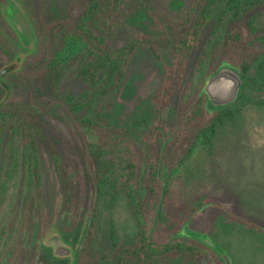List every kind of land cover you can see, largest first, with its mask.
<instances>
[{
    "label": "trees",
    "instance_id": "16d2710c",
    "mask_svg": "<svg viewBox=\"0 0 264 264\" xmlns=\"http://www.w3.org/2000/svg\"><path fill=\"white\" fill-rule=\"evenodd\" d=\"M22 1L33 17L32 7L37 4L35 1L40 0ZM82 1L84 8L77 19L59 26L57 31L52 27L47 30L41 28V22H46L37 20V36L43 47L48 43L53 47L56 41L48 56L44 55L40 60L38 68L41 83L55 95L59 92L62 76L75 66L71 76L80 83L82 89L78 93H63L61 100L67 106V114L77 126L93 161L94 204L105 196L114 203L118 195L123 194L136 226L133 242L121 246L115 228L110 224L108 236L114 249V262L156 264L177 258L185 261L205 258L209 264H215V261L223 264L206 245L179 235L183 224L189 223V229L206 233L222 247L233 264L239 263L234 261L235 258L228 251V239L241 244L248 256L246 264H264V220L244 214L238 208L239 196L235 191L213 194L203 188L195 196L194 204L186 207L170 186V176L178 171L179 174L184 172L191 158L201 149H207L209 153L218 132L239 115L242 107L249 103L264 105V41L261 39L264 27H253L264 0H193L177 15L171 16L161 11L151 15L170 55L169 67L163 69L162 81L153 95L155 112L159 114L164 107L178 102L175 111L177 120L187 116L185 127L174 134L173 141L167 144L176 145L179 142L183 153L177 159L165 185L152 152L146 154L139 151L124 130L118 131L107 122V128L101 127L105 125L94 123L89 118L94 105L120 87L136 49L131 41L114 49L110 43L113 36L104 30L102 21L111 13L121 15L122 9L132 0ZM136 1L141 11L149 13L144 0ZM213 9H218L219 19L216 24L223 17L228 21L243 19L242 28L236 25L228 28L223 43L227 48L242 45L245 35L249 44L241 48L244 57L237 64L233 60L230 63L239 68L247 89L260 97L255 98L241 91L231 105L209 113L205 111L206 99L201 88L205 78L222 62L218 54L212 55L205 49L196 55L192 53L198 46L202 29ZM112 24L115 25L114 22ZM0 25L9 32V27L1 18ZM3 43L6 44L0 39L2 49ZM255 43H258V47L252 46ZM5 52L12 55V52ZM152 52L158 56L154 50ZM25 66L31 65L27 63ZM81 111L83 116L79 117ZM36 113L33 114L24 105L0 107V235L6 233L15 206L17 210H30L35 198L40 201L39 140L45 142L54 163L63 169L53 144L41 130L40 114ZM52 114L56 116L54 112ZM154 130L161 137L162 132L157 127ZM163 142L161 139L159 148L163 147ZM155 144V141L151 142V148ZM66 177L70 178L69 175ZM154 201L156 205L152 206ZM151 207L153 210L150 217L148 213ZM202 213L207 214L206 228L203 231L190 228L191 223L196 222ZM83 218L84 214L75 227L71 243L68 235H60L74 250L77 243L82 242L81 255H89V243L94 234L93 223L86 229L87 217L85 221ZM42 247L44 252L32 253L28 264L69 263L67 258L54 257L49 247ZM80 260L81 256L77 262Z\"/></svg>",
    "mask_w": 264,
    "mask_h": 264
},
{
    "label": "rangeland",
    "instance_id": "374dc122",
    "mask_svg": "<svg viewBox=\"0 0 264 264\" xmlns=\"http://www.w3.org/2000/svg\"><path fill=\"white\" fill-rule=\"evenodd\" d=\"M16 1L26 13L34 33V42L31 47H26L20 42L19 35L1 11L7 8V0H0V18L9 27L10 32L5 31L0 25V39L6 42L3 43L4 49L0 48V72L11 64H15L16 67L0 78L2 79L0 107L14 108L24 105L33 114L38 112L41 130L53 144L63 169L57 167L45 142L39 140L40 201L35 198L30 210L24 208L17 210L16 206L14 207L6 233L0 235V264H28L32 253L44 252L42 245L53 234H58L61 238V235L66 234L71 243L75 227L83 214V221L87 217L86 229L93 223L94 234L89 243L91 253L81 255L82 242L77 243L74 250L70 243L65 241L71 247V255L67 258L68 264H116L113 259L114 249L108 236L110 224L114 226L121 246L133 242L136 226L123 194L120 193L114 203L105 196L94 204L93 161L87 153L77 126L67 114V106L61 100L63 93H78L82 89L80 83L71 76L75 66L62 76L59 92L55 95L41 83V72L38 68L40 60L44 55L48 56L56 41L53 47L50 43L43 47L37 36V20L48 24L47 26L41 22V28L47 30L48 27H52L57 31L59 26L77 19L84 8V2L34 0L37 4L32 7V17L23 1ZM192 1L144 0L149 12L146 13L140 10L138 1L132 0L122 9L121 15L111 13V16L107 15L102 21L104 30L113 36V40L109 42L114 49H119L130 41L136 45V49L120 87L99 100L89 118L94 123L105 125L101 127H106V124L110 123L118 131L124 130L131 137L130 142L139 151L146 154L152 152L159 170L161 169L163 185L166 184L177 159L183 153L179 142L176 145L167 144L173 139L174 134L185 127L187 116L184 115L177 120L175 111L178 102H174L172 107H164L159 114L155 112L153 95L162 81L163 69L169 67L170 55L167 45L157 31V23L151 20V15H156L157 11L171 16L177 15ZM218 16V9H213L192 55L205 49L212 55L218 54L220 62L230 63L233 60L237 64L244 57L241 48L249 44L245 40V35L242 45L227 48L223 42L228 35V28L233 25L242 28L243 19L228 21L223 17L219 24H216ZM253 27L255 29L264 27V5L259 8ZM261 39L264 41V34ZM252 46L258 47V43ZM5 51L12 52V55L9 56ZM27 63L36 66L26 67ZM82 116L83 111L79 113V117ZM154 127L162 132L161 137L155 132ZM161 139L164 141L163 147L159 148ZM154 141L156 144L151 148V142ZM66 175L70 178L67 179ZM170 181L172 182L170 186L178 195L181 204L186 207L194 204L195 196L203 188H207L213 194L231 190L239 196L238 208L242 209L244 214L264 220V105L249 103L242 107L239 115L218 132L209 153L207 149L198 151L189 161L186 170L170 176ZM154 205L156 201L153 202L152 206ZM152 210L153 207L148 213L150 217ZM206 226L207 214L202 213L198 215L196 222L191 223L190 228L203 231ZM226 244L235 262L247 263L248 256L241 244L232 239L226 240ZM80 256L81 260L77 262ZM156 264L209 263L205 258L187 261L177 258ZM215 264L219 262L215 261Z\"/></svg>",
    "mask_w": 264,
    "mask_h": 264
},
{
    "label": "water",
    "instance_id": "95a60500",
    "mask_svg": "<svg viewBox=\"0 0 264 264\" xmlns=\"http://www.w3.org/2000/svg\"><path fill=\"white\" fill-rule=\"evenodd\" d=\"M1 11L19 35L20 42L26 47H31L34 42V33L21 5L16 0H7V8L1 9ZM14 68H16L15 64L4 67L0 72V77ZM241 91L255 98L260 97L247 89L237 66L222 62L205 78L202 85L201 93L206 99V111L211 113L231 105ZM188 224H183L179 232L180 236H187L206 245L220 258L223 264H233L231 257L222 247L206 233L189 229ZM44 245L51 249L52 255L56 258H68L71 255V247L58 234L48 237L44 241Z\"/></svg>",
    "mask_w": 264,
    "mask_h": 264
},
{
    "label": "flooded vegetation",
    "instance_id": "af4514ba",
    "mask_svg": "<svg viewBox=\"0 0 264 264\" xmlns=\"http://www.w3.org/2000/svg\"><path fill=\"white\" fill-rule=\"evenodd\" d=\"M51 250V249H50Z\"/></svg>",
    "mask_w": 264,
    "mask_h": 264
}]
</instances>
